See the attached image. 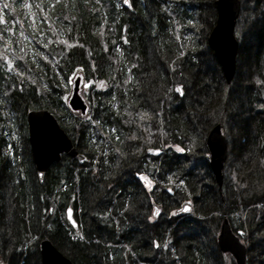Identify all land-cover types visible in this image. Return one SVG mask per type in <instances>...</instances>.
<instances>
[{
    "label": "trees",
    "instance_id": "16d2710c",
    "mask_svg": "<svg viewBox=\"0 0 264 264\" xmlns=\"http://www.w3.org/2000/svg\"><path fill=\"white\" fill-rule=\"evenodd\" d=\"M128 1L0 0V264H41L42 239L72 264H236L216 245L224 219L253 264L251 247L264 241V20L240 95L206 46L209 33L200 36L205 10L208 32L215 24L214 0ZM205 71L196 86L189 75ZM80 73L103 82L91 86L88 119L63 102ZM32 110L52 113L88 161L62 155L40 182L27 139ZM217 123L229 146L220 193L205 147ZM148 148L161 153L146 156ZM124 157L156 180L155 224L139 185L115 181Z\"/></svg>",
    "mask_w": 264,
    "mask_h": 264
},
{
    "label": "water",
    "instance_id": "95a60500",
    "mask_svg": "<svg viewBox=\"0 0 264 264\" xmlns=\"http://www.w3.org/2000/svg\"><path fill=\"white\" fill-rule=\"evenodd\" d=\"M214 5L216 21L208 34L207 46L212 51L225 82L230 84L236 68L235 61L238 43L234 36V30L240 13V1L215 0ZM6 63L8 69L13 66L9 60H6ZM78 85L79 79L75 82L70 99L68 100V95H64L63 102L72 111H80L81 114H85L86 105L78 95ZM26 124L30 154L40 182L43 181L50 165L59 162L62 155L77 159L80 163L86 161V157L78 153L77 148L58 124L57 119L49 111H28L26 113ZM205 147L208 151V161L212 175L218 189L221 190L222 172L228 154V141L222 132L220 124L214 125L208 132L205 139ZM149 153L159 154L160 152L158 150H150ZM190 209L189 205H185L181 212L185 213L190 211ZM71 214V209H68L67 217L70 223L75 226ZM216 244L218 250L221 253H229L236 264H246L247 249L232 231L226 219L220 225ZM38 248L41 264H72L48 239H42Z\"/></svg>",
    "mask_w": 264,
    "mask_h": 264
},
{
    "label": "rangeland",
    "instance_id": "374dc122",
    "mask_svg": "<svg viewBox=\"0 0 264 264\" xmlns=\"http://www.w3.org/2000/svg\"><path fill=\"white\" fill-rule=\"evenodd\" d=\"M239 1H240L239 23H238V25H235V26L239 27L240 34L237 35L236 32L234 31V36H235V39L238 43V50H237L236 61H235L236 76L232 80V82L237 84V85H239L242 81L245 80V78L248 75L249 68L251 67V64H253V59H252L253 57L252 56H255V53H256V49H255L256 44L254 43L255 42V35H256L255 31L258 30L259 23L261 22V20H264V2L263 1H260L259 3L256 0H239ZM214 2H215V0H214ZM207 12H208V9L205 10L204 16H203V18H201V22L203 25L201 26V29H200L201 30L200 36H202L201 39L203 40V43L205 40L204 38L207 36V33H209L208 32L209 31V25H210V23H212V19L205 17L206 16L205 13H207ZM32 18H33V16H32ZM32 18H30L31 22H33ZM248 31H250V32H248ZM206 46H207V44H206ZM203 56H205V58L208 60L207 53H205ZM205 73H206V71L203 72L202 74L197 73L200 75L195 76V78H193V73H192L191 75H189V78L192 79L191 81L194 82L195 85L197 86V85H199V82H198L199 78L205 79V78H203V77H205V75H204ZM209 78L212 79L213 76H211V74H210ZM233 90L235 91V93H239L240 95H242L243 87H241V84H240L239 86L234 87ZM241 107H243L244 111L247 110V106L241 105ZM217 124L222 125L221 123H217ZM223 134H224V132H223ZM17 142H18V145L20 148V146H22V142L19 139ZM234 143H235V141H234ZM235 146L236 147L240 146V144L239 145L235 144ZM20 150H21V148H20ZM228 153H229V146H228ZM227 156H228V154H227ZM208 164H209V161H208ZM225 164H226V162H225ZM225 164L223 167V171L225 168ZM206 166L207 165H205V167ZM199 167H201V166H199ZM209 168H210V165H209ZM145 183H146L145 184L146 189L149 190L152 186L150 179L147 178ZM218 192L220 193L221 190L218 189ZM229 196H230L229 193L223 192V199H224L223 206H225V207H227L226 201L228 199H230ZM207 203H208V201H207ZM202 205H204V203H202ZM202 222L204 223V221H202ZM212 222L213 221H210L209 223H212ZM206 223H207V221H206ZM206 226H207V230H209L210 225H206ZM36 231L37 230L34 228L33 232H36ZM175 234H176L177 239H181L184 236V234L182 232L178 233L176 231ZM236 234L239 237L242 236V232L240 230L236 231ZM1 252L2 251H0V253ZM251 254L253 256V264H264V241H259L255 244H253L251 247ZM3 256H4V254H3Z\"/></svg>",
    "mask_w": 264,
    "mask_h": 264
},
{
    "label": "flooded vegetation",
    "instance_id": "af4514ba",
    "mask_svg": "<svg viewBox=\"0 0 264 264\" xmlns=\"http://www.w3.org/2000/svg\"><path fill=\"white\" fill-rule=\"evenodd\" d=\"M128 4H129V1H128ZM125 5L127 7H131L130 4L127 5L125 3ZM79 78V86H78V92H79V95L81 96V98L84 100L85 103L87 104H90V100L89 98L92 96L93 92L90 90L91 89V86L92 84H95L96 88L98 89H102V85H103V82L100 81V80H97L96 77H94L93 75H89L88 76V82L86 81V77L83 75V74H72L71 77H70V80L68 81V85H69V91L67 92L68 95L70 94V92L72 91L73 87H74V82L76 81V79ZM93 80L95 81L93 83ZM88 83V86L85 87V85ZM76 116V115H75ZM76 118H78V116H76ZM116 124V123H115ZM115 133H117L116 129H115ZM153 148H148L145 150L146 152V156H153L154 158H156L157 156L159 155H152L149 153L150 150H152ZM144 156V155H141L139 158H140V162L142 163H147L148 159L147 157ZM123 162H122V167L124 170H122L118 177L115 178V181L117 180L118 182L122 181L121 183L123 184H126V185H129V183H135V186L138 184L139 185V188H141L142 192L144 193V197L147 198L148 200V204H149V208L147 209V214H146V217L148 218V222L150 224V221L155 224L156 221H157V217H160L161 215V210H155L154 211V215H153V212H152V209H151V204L154 202L152 200V198L156 197L157 198V195H153V191H154V186L156 184V180L155 178H150V177H142L140 171H139V168L137 169L135 166L133 165H129L126 161V157L123 158ZM129 167L131 168V171L128 172L129 170H127V168L129 169ZM133 168V169H132ZM126 172H128L129 174H126ZM133 176V179L134 181L132 180H129L127 177L129 176ZM149 178L150 181H151V188L149 190L146 189V186H145V182H146V179ZM164 182V181H162ZM124 184H123V187H124ZM164 185V183H163ZM116 186V185H115ZM135 186H132L133 188ZM116 188V187H115ZM131 195H133L131 193ZM162 195H165V189H161V194H160V198H162ZM158 213V214H157ZM153 218H155L156 220H154ZM154 222H153V220Z\"/></svg>",
    "mask_w": 264,
    "mask_h": 264
},
{
    "label": "snow or ice",
    "instance_id": "6c2138e0",
    "mask_svg": "<svg viewBox=\"0 0 264 264\" xmlns=\"http://www.w3.org/2000/svg\"><path fill=\"white\" fill-rule=\"evenodd\" d=\"M125 3L127 4L128 3V0H125ZM5 7H7V5H5ZM177 91H180V89H177ZM185 210H187V209H185ZM156 246L158 247L159 245H156Z\"/></svg>",
    "mask_w": 264,
    "mask_h": 264
}]
</instances>
